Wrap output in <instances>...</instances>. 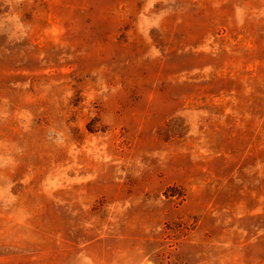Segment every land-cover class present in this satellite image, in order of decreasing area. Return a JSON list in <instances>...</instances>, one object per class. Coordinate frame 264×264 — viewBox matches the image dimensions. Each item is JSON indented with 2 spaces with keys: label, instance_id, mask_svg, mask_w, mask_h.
<instances>
[{
  "label": "rangeland",
  "instance_id": "rangeland-1",
  "mask_svg": "<svg viewBox=\"0 0 264 264\" xmlns=\"http://www.w3.org/2000/svg\"><path fill=\"white\" fill-rule=\"evenodd\" d=\"M0 264H264V0H0Z\"/></svg>",
  "mask_w": 264,
  "mask_h": 264
}]
</instances>
